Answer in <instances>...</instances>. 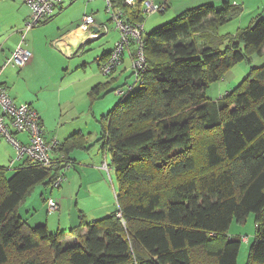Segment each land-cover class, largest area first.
<instances>
[{
  "label": "trees",
  "instance_id": "1",
  "mask_svg": "<svg viewBox=\"0 0 264 264\" xmlns=\"http://www.w3.org/2000/svg\"><path fill=\"white\" fill-rule=\"evenodd\" d=\"M145 1L110 0L111 11L143 24ZM261 9L247 28L224 35L243 5L187 9L143 38L146 69L134 84L91 89L92 105L122 92L98 121L97 139L118 181L116 214L87 222L81 212L77 227L58 232L20 216L36 187L54 190L66 178L72 152L92 148L81 132L56 141L50 166L28 159L11 177L0 167V264H238L243 238L232 225L251 215L246 264H264V64L221 99L207 97L238 63L262 55L264 2ZM112 51L97 59L101 73Z\"/></svg>",
  "mask_w": 264,
  "mask_h": 264
},
{
  "label": "rangeland",
  "instance_id": "2",
  "mask_svg": "<svg viewBox=\"0 0 264 264\" xmlns=\"http://www.w3.org/2000/svg\"><path fill=\"white\" fill-rule=\"evenodd\" d=\"M155 2L156 5H160V0H150ZM232 5L241 4L243 5L244 12L243 15L236 19V21H232L220 30V34L224 35L226 33L235 34L239 29L247 28L251 24V20L254 15H257L262 10V5L264 0H229ZM222 1H218L216 7L221 8L223 6ZM198 3H194L196 5ZM177 6V2L174 3V8ZM68 7V6H67ZM108 1L107 0H93V1H84V0H75V4L67 9L64 8L63 12L57 16L51 23L47 25H38L28 31L25 48L27 44L34 51L37 50L40 58L42 69H48V71L55 67L62 69V74H66V69L69 71H73L76 65V57L79 55L80 59L88 63V67L85 70L84 67L81 68V71H78V76L80 77H57L60 81L59 85L55 87L56 90L62 89L63 93L61 95L62 101L64 102L65 108H62L57 111V108L53 110H47V115L52 116L54 119H58L61 121V118H67L65 121L60 122L61 128H65L68 123L75 124V127L81 126L80 124H85L86 130L83 132L89 136V140L91 141L92 148L89 150H76L73 152L72 157H77L80 154H84L87 156L88 163L84 161H79L77 165V169H72V176H67L64 179V185L61 188L67 189L69 192H73L74 198L81 200V204H85L89 207V217L90 220H93L94 217L98 216L100 218L104 211H111L112 214H116L119 210V204L117 201V193L119 192L118 181L117 178L110 167L111 156L109 154H103L100 151V143H97V136L99 134V130L101 132V127H98L97 120H100L104 113H108L109 111L115 108L116 103L119 101L117 97V91L108 93L102 100L95 102L94 110L91 108V103L89 102V92H91V88L95 85H90L88 80L90 75H100L104 78L105 81H111V78L101 74L95 60L102 55V50L107 49L112 46L113 43H117L121 38V33L116 30L115 22L113 20L112 14L108 12ZM174 8L170 12L162 13H153L149 16H146L145 22L142 24L144 27L143 36L146 37L150 34L151 31L162 27V25L169 23L177 17L176 14L173 17ZM93 15L97 22L95 26L101 29V33L105 34L100 39L89 43V45H85V39L80 41L78 47H66L63 44V33L66 32L71 24L78 26L83 22L85 16ZM31 17V10L27 5L24 4L23 0H0V47L6 46V50L12 53L21 43V31L25 28L27 21ZM20 22V23H19ZM160 23L156 25L157 23ZM19 23V24H18ZM155 25V26H154ZM76 28V29H77ZM16 34L14 32H18ZM7 32V33H6ZM12 33V34H11ZM85 45L81 50H79L80 46ZM8 48V49H7ZM8 57V58H9ZM7 58V59H8ZM7 59L0 65V68L3 67V64L6 63ZM252 62L250 64L246 62L238 63L235 67H233L230 71L227 72L224 80L221 82H216L207 91V97L213 100L214 102L221 99L219 98L221 95L224 96L227 92L232 91L236 87L239 86V83L249 74L250 68L252 67H260L264 64V51L262 55H256L252 58ZM55 70V69H54ZM19 71V70H18ZM32 72V71H30ZM29 72V73H30ZM20 73L16 72L18 75ZM23 73V72H22ZM35 78L31 79L33 81L31 83L32 88H36L34 90H29L30 84L24 81L26 77H12L16 80L21 86L22 89H27V92H32L36 94V91L39 92L41 89L37 87L35 83L39 80L45 79L47 77H36L40 73V69L38 71L32 72ZM55 73H58L55 71ZM133 71L128 74L127 82H131L128 85L123 83L121 85V89H127L129 85L134 84L135 77L133 75ZM28 75V74H27ZM71 76V75H70ZM130 76V77H129ZM49 78V77H48ZM70 79L69 81H61L62 79ZM10 85L14 86V83L8 78ZM52 83V82H51ZM116 84V83H115ZM113 84V86L115 85ZM51 85V84H49ZM47 91L48 89L45 88ZM77 91H83V99L81 95L77 93ZM17 92V91H16ZM54 92H47L43 97L38 99L42 101V99H47L52 96ZM38 94V93H37ZM120 95V94H119ZM29 94L27 95V97ZM121 96V95H120ZM221 96V97H222ZM37 98V95H36ZM35 98V99H36ZM55 98V97H54ZM118 98V99H116ZM56 99V98H55ZM84 103V115L81 117L79 114H76L75 105H80L81 101ZM115 100L113 104H109V108L107 103L109 101ZM118 100V101H117ZM117 101V102H116ZM53 103V101H52ZM47 105V104H42ZM111 105V106H110ZM42 107V108H43ZM100 109V112L104 109H107L104 113L99 114L97 118L94 117L93 111L95 109ZM68 110V113L67 111ZM84 127V126H81ZM76 129V128H74ZM80 130V129H76ZM91 134V135H89ZM101 134V133H100ZM4 141L9 143L5 138L2 137ZM89 165V168H88ZM12 174H9L8 177H11ZM63 189H47V194L45 195L46 199H56L61 206V199L59 195H61V190ZM42 191H45L44 186L36 187L35 191H33L32 195L26 200L24 204H21L19 208V213L22 218L30 222V225L34 228L40 225L39 222H43V224H48L49 218H55L58 223V214L62 211V207L60 211L50 212L48 201H43ZM115 210V211H114ZM84 214V213H83ZM81 212H79V216ZM80 218V217H79ZM86 218V216H85ZM80 220V219H79ZM248 223L245 226H239L237 224L232 225V234L241 235L243 238L242 248L240 254L238 256L239 261L238 264H246L248 261V255L250 252V242L254 240L255 232V220L254 215H251L248 218ZM50 225H53V220L50 219ZM70 226L67 220H64ZM88 222V221H87ZM78 225H76L77 227ZM70 227L68 228V230ZM51 230V229H50ZM67 230V231H68ZM52 231V230H51ZM56 230H53L55 232ZM68 239H71V235ZM251 240V241H250Z\"/></svg>",
  "mask_w": 264,
  "mask_h": 264
},
{
  "label": "crops",
  "instance_id": "3",
  "mask_svg": "<svg viewBox=\"0 0 264 264\" xmlns=\"http://www.w3.org/2000/svg\"><path fill=\"white\" fill-rule=\"evenodd\" d=\"M4 1H7V0H4ZM218 1H221V0H160L159 4L160 5L164 4L166 6V10H164V12H167V11L170 12L174 8V3L177 2V6L174 8V11L172 12L173 17H174V15H176V14L180 15V14H182V12H185L187 9L198 7V5L211 3V2L215 5H217ZM224 1H229V0H224ZM151 2H153V1H151ZM153 3L155 4V2H153ZM194 3H198V4L194 5ZM24 4L27 5L26 3H24ZM74 4H75V0H64L62 3L55 5L54 11H53L51 17H49L50 19H48L43 25H47V24L51 23L57 16H59L63 12L64 8L67 9L68 7H71ZM179 15H177V16H179ZM158 24H160V23L158 22L156 25H158ZM76 28H77V26H75L74 24H71L69 29L63 33V44L66 47H69V48L70 47H78L79 44L81 43L80 41H83L84 39L86 41L85 45H89V43L96 41L105 35V34H102L99 38H96L95 40H89L87 37L88 34L86 35V37L84 35L80 36V34H78V30H76ZM98 29L99 28L97 26H92V30L95 33H99L100 29L99 30ZM14 33H15V35L19 34V31L14 32ZM2 34L3 33H0V35H2ZM27 35L28 34H26V41L28 40ZM21 39H22V35H21ZM26 41L23 45L24 48L26 45ZM85 45L80 46L79 50H81ZM114 46H115V43H113L111 47L102 50V55L105 52L109 53L110 51H112L114 49ZM25 49L32 56L31 62L25 67H16L15 68V66H8L7 68L3 69V72H2L1 77H0V83L7 89L10 97L17 104L27 103L37 111V113L39 114V116L41 118L43 135H44V138L47 142H53L55 140V142L57 141L59 143H62L68 137H70L71 135H73L77 132H81V133L86 135V133L83 132L84 130H86L85 124H80L81 126H84V127H81V126L75 127V124L68 123L65 128H61L60 122L67 120V118L62 117L61 121H59L58 120L59 118L54 119V118H52V116L47 115V110H53L54 108L56 110V108H57V111H59L61 109V107L66 109L65 105H62V104H64V102L62 101V98H61L63 90L61 88L58 90L55 89V87H57L60 83V81L57 80L58 79L57 77H74V78H76L79 74L78 71H81L82 67H84L85 70L87 69L88 63L81 60L80 56L78 55L75 59L76 65H77L75 67V69L73 71H69V69H66L67 72H66V74L63 75L61 67L60 68L53 67L49 71H48V69L47 70L42 69L43 66L41 65V58H40L37 50H35V53H32L34 50L31 49L28 44H27ZM9 51L10 50H6V46L2 45L0 47V65L9 57ZM133 51H134V47L129 48V50L127 51V53L124 57L123 63L121 64L122 66H120L119 69L115 72V74L112 77H110L111 81H105L104 78H102L98 74L90 75L88 80H85V81L90 83L89 86L95 85L93 87H96V86L101 85L103 83H109V85L107 87L108 90H112V89L114 90L115 88L120 87L123 83L128 85L129 83H131V82H127V80H128L127 76L129 73L132 72L131 61H132V56L134 53ZM10 54H12V53H10ZM102 55L98 58H101ZM97 59L95 60V63L97 64L99 71L101 72V66L99 65L100 60L97 61ZM39 69H40V73L36 77H40V78L41 77H47V78L42 79L41 81L39 80L37 83H35L37 85V87L38 88L40 87L39 89H41V91H39V92L36 91V94H34L32 92L28 93L27 89L26 90L22 89L20 84L18 82H16L15 79L12 78V77H21V76L26 77V78H24V81L28 82V84H30L29 90L31 91V90L36 89V88H32V86H31V83L33 82V81H31V79L35 78V76H33L32 72L38 71ZM18 70L20 71V73L17 75L16 72H19ZM30 71H32V72H30ZM55 71H57L58 73H55ZM78 77H80V76H78ZM8 78L14 83V86L10 85L9 82H7ZM71 79L72 78H70V79H68V78L64 79L63 78L61 81H69ZM49 84H51V85H49ZM113 84H115V85L113 86ZM45 88L48 90L46 91ZM47 92H54L52 96H54L56 99L54 97H50V98H47L44 100L42 99V101H39L38 99L41 97V94L43 97ZM77 93L80 94L81 98L83 99V91H77ZM28 94H29V96L27 97ZM36 95H37V98H36ZM106 95H108V93ZM221 96L219 98H221ZM117 97L119 99L118 98H116V99L120 100L121 97H120L119 93L117 94ZM102 99H100V100H102ZM52 101H53V103H52ZM114 102H115V100L109 101L107 103V105H108L107 108H109V104H113ZM43 103L47 104V105H42ZM79 104L80 105H78V106L75 105V110H76V114H79L82 117L84 115L83 100ZM93 105H91V108ZM43 106L46 107L47 110ZM92 110H94V106H93ZM106 110L107 109H104L103 111L100 112V109L97 108L92 113H93L94 117L97 118L99 116V114L104 113ZM66 111L68 113V110H66ZM105 114L106 113H104L102 115V117H104ZM98 121L99 120H97V122ZM98 125H99V123H98ZM98 127H100V126H98ZM74 128L80 129V130H76ZM89 135H91V134H89ZM99 135H100V130H99V134L97 136V139L99 138ZM15 136L18 139V141L20 140L24 143L28 142L27 135H25V134L16 133ZM72 154H73V152L71 153L70 158L76 164L72 168L71 167L69 168L68 173L66 172L67 176H69V177L72 176V174H71L72 169H77V165L79 164V161H82V163L84 161H86L88 163V159H87L86 155L80 154L79 156L74 158V157H72ZM24 162H25V159H20V158L16 159L15 148L11 144L4 141L2 139V136H0V167L3 169H6L7 176L9 174L13 175L15 173V171L18 168H20V166ZM88 168H89V165H88ZM61 187H63V186H61ZM60 189H63V188H60ZM46 194H47V190L44 192L42 191L43 199H44ZM61 194H62V197H61V195H59V197L61 199L62 211L59 212V214H58V216H59L58 217V223H57V220L55 218H49L48 222H47L48 223L47 226L49 229L52 230V232H53V230H56L55 232H58L60 230L67 231L69 227L71 229L73 227H76V225H79V223H80L79 212L84 213L83 215L86 216V220L88 222L94 221L97 218H99L98 216H96L93 218V220H90V217H89L90 214L88 212L89 211L88 209L90 206H87L85 204H81V202H80L81 200H79V198H77V199L74 198L73 192H71V191L69 192L67 189L64 188L63 190H61ZM112 212H113L112 208H111V211H108V212L104 211L103 214L101 215V217H104V218L108 217V215L111 214ZM50 219H52L54 222L53 225H51V226H49L50 225V222H49ZM64 220H67L69 223H71L69 227L67 226L68 224L66 222H64ZM39 223L43 224V222H39ZM29 224H30V222H29ZM36 225H38V224H36ZM68 238L66 240H72L73 239V237L71 239H68Z\"/></svg>",
  "mask_w": 264,
  "mask_h": 264
},
{
  "label": "built area",
  "instance_id": "4",
  "mask_svg": "<svg viewBox=\"0 0 264 264\" xmlns=\"http://www.w3.org/2000/svg\"><path fill=\"white\" fill-rule=\"evenodd\" d=\"M31 10V17L27 21L25 28L21 31L22 39L19 46L14 50L11 56L7 59L3 67L0 68V77L3 69L8 66L25 67L31 60V54L24 48L26 41V34L34 27L46 22L51 17L55 5L62 3L64 0H23ZM93 1V0H85ZM108 1L110 12L115 22V28L121 33V38L115 44L112 54L102 65V74L109 76L120 67L124 60V57L129 48L134 47V53L132 56V69L135 73L136 81L139 79L141 73L146 69V54L144 51V27L141 23L129 24L125 20V16L121 12L111 11V3ZM130 6L135 4L134 0H125ZM166 10L164 4L156 5L150 0L145 2L142 7V14L149 16L153 13H162ZM97 24V20L93 15L85 16L83 22L78 26V34H88L89 40H95L99 38V33H95L92 30V26ZM117 93L122 94L121 91ZM27 135L28 142L24 143L18 141L15 134ZM0 136L5 138L9 144H11L16 151V159L32 160L45 166L52 165L55 161L54 149L56 148L57 142H47L43 135L42 122L37 111L27 103L17 104L8 94L7 89L0 83ZM64 156L61 155L60 158ZM63 175L60 176L53 182V188L59 189L61 184L64 182ZM50 212H58L61 209L59 202L56 199H49L48 203Z\"/></svg>",
  "mask_w": 264,
  "mask_h": 264
},
{
  "label": "bare ground",
  "instance_id": "5",
  "mask_svg": "<svg viewBox=\"0 0 264 264\" xmlns=\"http://www.w3.org/2000/svg\"><path fill=\"white\" fill-rule=\"evenodd\" d=\"M147 1H149V0H147ZM147 1H145V2H147ZM122 64V63H121Z\"/></svg>",
  "mask_w": 264,
  "mask_h": 264
},
{
  "label": "clouds",
  "instance_id": "6",
  "mask_svg": "<svg viewBox=\"0 0 264 264\" xmlns=\"http://www.w3.org/2000/svg\"><path fill=\"white\" fill-rule=\"evenodd\" d=\"M45 23V22H44ZM42 25V24H41ZM99 30V29H98Z\"/></svg>",
  "mask_w": 264,
  "mask_h": 264
}]
</instances>
